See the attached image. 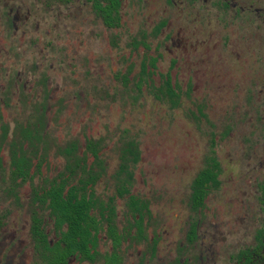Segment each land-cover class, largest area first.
<instances>
[{
	"label": "flooded vegetation",
	"instance_id": "1",
	"mask_svg": "<svg viewBox=\"0 0 264 264\" xmlns=\"http://www.w3.org/2000/svg\"><path fill=\"white\" fill-rule=\"evenodd\" d=\"M198 86L244 187L214 135L177 210L175 141L142 124ZM0 264H264V0H0Z\"/></svg>",
	"mask_w": 264,
	"mask_h": 264
},
{
	"label": "rangeland",
	"instance_id": "2",
	"mask_svg": "<svg viewBox=\"0 0 264 264\" xmlns=\"http://www.w3.org/2000/svg\"><path fill=\"white\" fill-rule=\"evenodd\" d=\"M205 100H201L200 87L192 95L191 98H186V101L181 109L163 111L162 108L157 111L154 108V117L157 113L160 115L159 125L156 127H148L147 122L144 121L142 137L145 140L151 133L157 135L165 134L174 139L175 141V182L179 187L177 190L176 207L177 210H183L185 201V191L190 182L194 172V169H198L202 166L204 154L211 145V139L216 135L217 140V154L221 161L223 168V185L226 188H230L231 184L237 183V186L244 187V180L238 173L242 170V166H245L246 153L248 150V144L246 142L237 141V138L232 136H222L221 129L226 122L220 118V113L216 114V108L210 109V113L207 118L203 119L199 112V105L203 104ZM147 107H143L142 113H147ZM216 114V115H215ZM141 117V115H138ZM141 118H139V121ZM219 120V122L217 121ZM153 130V132L148 130ZM151 132V133H150ZM150 133V134H149ZM213 133V135H212ZM241 143L242 149L238 145ZM237 173V174H236ZM161 176L167 177L168 174H161ZM228 188V191H230ZM232 193V191H231ZM182 198V200L180 199ZM221 192L211 195L209 201V209L213 206L217 207L222 200ZM249 227L242 229L243 235L247 233Z\"/></svg>",
	"mask_w": 264,
	"mask_h": 264
},
{
	"label": "trees",
	"instance_id": "3",
	"mask_svg": "<svg viewBox=\"0 0 264 264\" xmlns=\"http://www.w3.org/2000/svg\"><path fill=\"white\" fill-rule=\"evenodd\" d=\"M219 163L215 157L208 160L207 166L201 170L193 181L192 198L194 204L200 205L205 197V193L214 187H218L221 183L218 178Z\"/></svg>",
	"mask_w": 264,
	"mask_h": 264
}]
</instances>
